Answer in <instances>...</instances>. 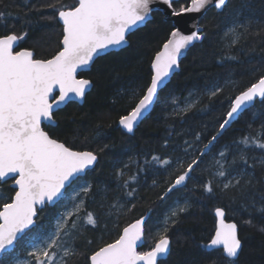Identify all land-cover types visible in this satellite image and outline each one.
I'll use <instances>...</instances> for the list:
<instances>
[{
    "label": "trees",
    "instance_id": "trees-1",
    "mask_svg": "<svg viewBox=\"0 0 264 264\" xmlns=\"http://www.w3.org/2000/svg\"><path fill=\"white\" fill-rule=\"evenodd\" d=\"M188 1L179 0V4L186 7ZM75 3L76 0H0V13H4L0 16V35L15 33L19 36L26 32L17 50L28 48L34 51L36 58L48 59L59 50L62 39V25L54 18L55 11L49 5L59 9L61 4ZM200 24L205 39L188 50L179 71L159 92L152 111L132 134L118 126V119L133 106L130 93L140 94L150 82L152 58L173 28L159 11L152 12V18L143 27L128 35L126 47L97 57L88 71L80 73L79 76L92 82L83 103L68 102L56 112V127H43L73 149L91 150L99 157L95 170H88L86 176L98 194L86 200L85 208L100 218L98 229L86 233L89 239H95L100 233L103 242H111L122 227L149 211L145 242L139 249L147 251L155 242L152 222L175 198H187V211L179 215L177 223L168 225L171 249L158 264H229L222 249L205 248L215 230L213 212L217 207H222L227 219L238 226L242 251L236 264H264V148L259 147V143H264V102L256 101L226 129L186 188L174 190L164 200L159 198L191 162V156L184 155V142H192L200 133L198 146L202 149L218 130L233 98L264 75V0H228L221 11L208 9ZM234 24L238 39L235 45L222 39L224 29ZM240 24L247 25L249 30L245 32ZM214 86L222 91L209 99L207 90ZM170 96L177 100L193 97V107L173 109L172 104L165 101ZM225 148L230 153L229 161L233 158L236 161L234 167L254 177L253 187L244 195L224 193L219 188L212 195L201 187L210 180V157L218 156ZM153 157L170 159L173 163L163 165ZM178 159L184 161L183 167ZM123 163L127 167L123 168L122 179L137 189L134 198L127 197V190L119 187L122 181L116 172ZM133 176L135 180L130 179ZM11 192L14 191L10 183L0 184V194L9 196ZM117 200L131 211L103 215L108 205ZM2 203L0 199V206ZM57 204L38 211L32 232L51 220ZM110 220H114L115 227L107 233L112 227ZM77 244L79 251L85 250L83 241ZM73 264H86V261L78 255Z\"/></svg>",
    "mask_w": 264,
    "mask_h": 264
},
{
    "label": "snow or ice",
    "instance_id": "snow-or-ice-1",
    "mask_svg": "<svg viewBox=\"0 0 264 264\" xmlns=\"http://www.w3.org/2000/svg\"><path fill=\"white\" fill-rule=\"evenodd\" d=\"M152 2L76 0L74 5L61 4L59 9L49 5L55 11L54 18L58 17L62 22L59 50L50 59H38L30 49L20 47L17 50L19 42L27 36L26 32L19 36L15 33L0 35V184L14 181V195L0 206V256L7 258V264H16L12 255L17 245L34 230L38 211H43L47 204L61 201L68 188L79 181L84 183L71 198L70 204L65 205V210L57 216L54 228L39 243L32 244V250L28 252L31 260L26 264H73L78 255L83 256L86 264H158L159 258L170 252L168 225L177 223L179 215L187 211V201L184 206L177 205L166 217L162 233L154 238V247L148 251L137 250L144 243L148 216L124 227L119 237L111 243L103 242L102 238L100 242L89 239L86 233L98 229L100 218L85 208L86 200L98 194L94 191V185L86 181V176L89 169L95 170L93 166L99 157L91 150H74L42 127H56L55 115L61 105L74 97H85L92 82L78 78L79 70L86 69L95 58L107 54L110 48L127 44V36L152 14ZM162 2L170 10L169 14L177 18V23L151 63L153 74L150 83L140 94L135 91L130 93L133 104L131 111L119 119V124L129 133L133 132L143 114L159 100L158 90L164 79L179 68L182 50L197 40L205 39L203 30L184 34L178 26L180 20L185 14L199 12L209 5L217 10L224 9L228 0H191V6L188 7L179 4V0ZM177 4L179 7H176ZM3 15L0 13V16ZM239 27L245 32L249 30L244 24ZM237 42L238 39L231 41L233 45ZM221 91L222 88L216 87L208 93L209 99ZM257 97L264 102V76L235 96L218 130L202 149L198 146L201 142L200 133L195 135L192 142H184V155L191 156V162L159 197L161 200L174 190L187 187V182L194 178L196 169L227 126ZM191 107L193 105L190 104ZM244 143H248L247 137ZM259 147L264 148V143H259ZM229 155L227 148L218 152L219 158L214 159L216 172L213 180L201 185L204 192L214 195L219 188L224 193L244 195L253 187L254 177L237 170L234 167L235 159L229 161ZM153 159L167 166L173 163L170 159ZM241 159L247 164L246 159ZM177 162L183 167L184 161L178 159ZM116 176L122 181L119 187L127 190L126 196L134 198L137 189L128 180L122 179L124 169L118 168ZM130 179L135 180L136 177ZM0 199L4 197L0 196ZM37 205L41 207L38 209ZM132 208H135V204H132ZM108 210L111 215L124 210L131 211V208L126 209L125 204L117 200L108 205ZM216 216L220 218L219 226L205 247L212 249L222 246L224 258L228 259L229 264H236L242 251L237 225L224 223L222 208L216 209ZM77 241H83L84 251H79ZM0 264H6L5 259L0 258Z\"/></svg>",
    "mask_w": 264,
    "mask_h": 264
},
{
    "label": "rangeland",
    "instance_id": "rangeland-1",
    "mask_svg": "<svg viewBox=\"0 0 264 264\" xmlns=\"http://www.w3.org/2000/svg\"><path fill=\"white\" fill-rule=\"evenodd\" d=\"M236 37H237V35H236V31H235V24H234V26H227L224 29V31L222 32V39L224 41H226L225 43L230 42V41L236 39ZM215 88H216V86L210 87L207 90V92L209 93L210 91L214 90ZM175 96H170V97H168L165 100L167 103H169V104L171 103L172 104L173 109L183 110L186 107H188L190 104L192 105L194 103V98L193 97H185V98H182L181 100H177V98ZM218 158H219L218 156L210 157V161H211L210 164H209L210 165V172H209L210 180H213V177H214L215 172H216V167L214 166V159H218ZM125 165H127V164L126 163H123L122 164V168H124ZM116 169H117V166L114 167V171H116ZM11 181L12 180H9L8 181V184ZM86 181L88 183H91L89 177L86 178ZM82 183H84V181H79L76 184H73L71 187H69V189L65 193L64 198L57 204L58 205V209L55 212V214L53 215V217L51 218V220L48 221L45 224L40 225L39 228L36 231L32 232L26 240L21 241L19 243V245H17L16 250H15V252L12 255V258L16 262V264H26L27 261L31 260V257L28 256V252L32 250V247H31L32 244L39 243L40 239L45 234H47L48 232H50L54 228L57 216L65 210V205L70 204L71 198L74 197L75 196V193L79 191V187H80V185ZM214 183H216L215 180H214ZM13 193L11 192L9 196L13 195ZM0 196H3L4 197V199H2V202L3 203L6 202L7 198L9 197L5 193L0 194ZM185 201L188 202V199L187 198H179V197H177V198H175L173 200V202H171L170 204H168L163 209V211L161 212V215L152 222L153 223V227L151 229V234H152L153 238H158L159 234L162 233L163 228H164V221H165L166 217H168L170 215L171 211L174 210V209H176L177 205L184 206ZM120 203H123V202H120ZM148 213L150 215V212L149 211H148ZM103 215H105V216L106 215H110L108 208L103 211ZM135 219H137V218H135ZM109 223L112 224V227H111L110 230H107L106 231L107 233H109L110 231H112L114 229V227H115L114 220H110ZM101 238H102V234H100V233L95 236V240L97 242H100L101 241ZM117 238L118 237H116V239ZM108 243H110V242H108ZM153 246H154V244H153ZM3 259H5V262L7 264V258H3Z\"/></svg>",
    "mask_w": 264,
    "mask_h": 264
},
{
    "label": "water",
    "instance_id": "water-1",
    "mask_svg": "<svg viewBox=\"0 0 264 264\" xmlns=\"http://www.w3.org/2000/svg\"><path fill=\"white\" fill-rule=\"evenodd\" d=\"M188 6H191V0H189L188 1V4L186 5V7H188ZM150 7L153 9V12L154 11H159V12H161L162 14H163V16H164V19L165 20H168V21H170L171 23H172V27L174 26V25H176V23H177V18H175V17H172L169 13H170V10L167 8V5H165V4H163V2H162V0H153V2H152V4L150 5ZM215 8L213 5H209L206 9H202L201 11H199V12H191V13H187V14H185V16L180 20V22H179V24H178V26L181 28V30H182V32L184 33V34H190L191 32H193V31H197V30H203V27H202V25L200 24V21H201V19H202V17L205 15V13H206V11L208 10V9H210V8ZM216 9V8H215ZM217 10V9H216ZM222 10V9H221ZM221 10H217V11H221ZM152 18V14L148 17V19L143 23V24H141L138 28H140V27H143L145 24H146V22L148 21V20H150ZM57 20H58V17H57ZM58 22L62 25V22L61 21H59L58 20ZM138 28H136V29H138ZM135 29V30H136ZM134 30V31H135ZM133 32V31H132ZM131 32V33H132ZM128 37V36H127ZM170 38V34H169V36H168V38L167 39H169ZM167 39L163 42V44L167 41ZM62 40V39H61ZM127 41H128V39H127ZM201 40H197V41H195L193 44H191V45H189L188 46V48L186 49V50H182V55L180 56V58H179V68H177V69H175V71L174 72H172L171 74H170V76L169 77H167V78H165L164 79V81H163V84L161 85V88H160V90H158V94H159V92L167 85V83L170 81V79L172 78V76L175 74V73H177L178 71H179V69H180V63H181V61H182V59L186 56V54H187V52H188V50L195 44V43H197V42H200ZM127 44H128V42H127ZM127 44H125V45H120V46H117V47H115V48H110L108 51H107V53H109V52H112V51H118V50H120V49H122V48H124V47H126L127 46ZM163 44L161 45V47L159 48V50L157 51V52H159V51H161L162 50V48H163ZM26 49H28V48H26ZM20 50V49H19ZM31 50V49H30ZM156 52V53H157ZM156 53L154 54V56H153V58H152V61H153V59H154V57H155V55H156ZM102 55H104V54H101V56ZM51 58V57H50ZM50 58H48V59H50ZM96 59V58H95ZM95 59H94V61H95ZM152 61H151V63H152ZM92 64L93 63H91L90 65H88L87 66V68L86 69H84V70H79V74L80 73H82V72H86V71H88L90 68H91V66H92ZM150 69H151V64H150ZM151 73H152V70H151ZM153 74V73H152ZM151 74V75H152ZM264 76V75H263ZM78 78H80V79H88V80H90L89 78H86V77H83V76H79L78 75ZM151 79V78H150ZM259 80V79H258ZM258 80H256L254 83H256ZM91 81V80H90ZM150 83V82H149ZM253 84V83H252ZM251 84V85H252ZM250 85V86H251ZM249 86V87H250ZM91 88H92V83H91V86L89 87V89L87 90V92H89L90 90H91ZM248 88V87H247ZM246 88V89H247ZM246 89H244V90H246ZM243 90V91H244ZM86 92V93H87ZM242 92V91H241ZM241 92H239L237 95H239ZM71 95V94H70ZM86 95V94H85ZM236 95V96H237ZM84 98L85 97H83V98H80V97H74L71 101L72 102H76V103H78V104H82L83 103V101H84ZM235 98V97H234ZM234 98H233V100H234ZM233 100H232V102H233ZM256 101H260V98L259 97H257L254 101H252L246 108H244L243 109V111H242V113L244 112V111H247L249 108H251L253 105H254V103L256 102ZM70 102V101H69ZM232 102H231V104H232ZM68 103V102H67ZM66 103V104H67ZM156 103V102H155ZM155 103L143 114V116L137 121V123H136V125H135V127H134V130L136 129V127L142 122V120L143 119H145L149 114H150V112L152 111V109H153V107H154V105H155ZM66 104H64V105H61V107L60 108H62V107H64ZM230 107H231V105H230ZM229 110H230V108H229ZM131 111V110H130ZM130 111H128V112H130ZM128 112L126 113V114H124V115H127L128 114ZM241 113V114H242ZM241 114H239L238 115V117L235 119V120H233L228 126H227V128L233 123V122H235L238 118H239V116L241 115ZM120 119V118H119ZM119 119H118V126L124 131V132H126V133H128V134H132L133 132H131V133H129V132H127V130L126 129H124L123 128V126H121L120 124H119ZM44 125H42V127H43ZM133 130V131H134ZM46 131V130H45ZM75 150V149H74ZM79 151H88V150H79ZM95 166V165H94ZM93 166V167H94ZM90 170V169H89ZM9 181V180H8ZM13 184H14V181H11L10 182V187H12L13 188ZM13 195H14V193H13ZM59 202V201H58ZM55 204H57V203H55ZM55 204H47L46 206H54ZM46 206H44V207H46ZM41 206L40 205H37V208L39 209ZM43 207V208H44ZM217 208H222V207H217ZM217 208H215L214 209V216H215V230H214V233H213V235H212V237L210 238V240L214 237V235H215V232H216V229H217V227L219 226V220H220V218H218L217 216H216V209ZM223 209V208H222ZM224 210V209H223ZM143 216H148L149 217V213L147 212L146 214H144ZM143 216H141V217H143ZM141 217H139V218H137V219H135V220H133L132 222H130V223H128L127 225H125L124 227H127V226H129L130 224H132V223H134L136 220H138V219H140ZM223 221H224V223L225 224H231V223H235L236 224V222H234V221H232V220H228L227 219V217H226V213H225V211H224V216H223ZM237 225V224H236ZM123 227V228H124ZM123 228L121 229V231H120V234L122 233V230H123ZM119 234V235H120ZM237 235H238V226H237ZM119 237V236H118ZM238 238H239V235H238ZM210 240L206 243V245H208L209 243H210ZM113 242V241H112ZM144 242H145V238H144ZM170 242H171V240H170ZM111 243V242H110ZM241 243H242V241H241ZM144 244V243H143ZM143 246V245H142ZM141 246V247H142ZM141 247H138V251H139V249L141 248ZM154 247V246H153ZM206 248V247H205ZM216 248H220V249H222V246H220V247H216ZM216 248H212V249H208V248H206V250H213V249H216ZM170 249H171V243H170ZM150 250V249H149ZM169 254V253H168ZM168 254L167 255H165V256H161L160 258H159V260H158V263L161 261V260H164V259H166V257L168 256ZM224 255V254H223ZM0 258H2V256H0Z\"/></svg>",
    "mask_w": 264,
    "mask_h": 264
},
{
    "label": "flooded vegetation",
    "instance_id": "flooded-vegetation-1",
    "mask_svg": "<svg viewBox=\"0 0 264 264\" xmlns=\"http://www.w3.org/2000/svg\"><path fill=\"white\" fill-rule=\"evenodd\" d=\"M55 138V137H54ZM61 141V140H60ZM62 142V141H61ZM69 189V188H68ZM60 202V201H59ZM45 208V207H44Z\"/></svg>",
    "mask_w": 264,
    "mask_h": 264
}]
</instances>
